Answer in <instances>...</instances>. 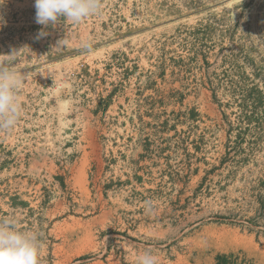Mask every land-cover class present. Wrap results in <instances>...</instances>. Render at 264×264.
<instances>
[{"label": "rangeland", "instance_id": "obj_1", "mask_svg": "<svg viewBox=\"0 0 264 264\" xmlns=\"http://www.w3.org/2000/svg\"><path fill=\"white\" fill-rule=\"evenodd\" d=\"M100 2L47 29L0 4V220L40 264H264V0Z\"/></svg>", "mask_w": 264, "mask_h": 264}, {"label": "clouds", "instance_id": "obj_2", "mask_svg": "<svg viewBox=\"0 0 264 264\" xmlns=\"http://www.w3.org/2000/svg\"><path fill=\"white\" fill-rule=\"evenodd\" d=\"M3 3L4 0H0V4ZM34 6L36 23L44 29L49 25L55 27L61 18L65 23H79L101 10L100 0H35ZM46 34L42 30L38 37ZM82 46L90 47L87 42ZM16 52L13 50L11 54ZM22 78L16 71L0 65V128H13L21 117L22 105L17 91ZM41 257L42 243L37 232L17 229L14 219L0 220V264H40ZM136 264H157V261L151 253H144Z\"/></svg>", "mask_w": 264, "mask_h": 264}]
</instances>
